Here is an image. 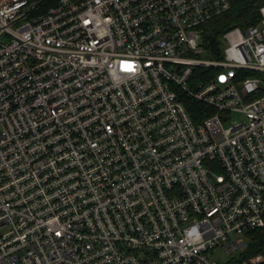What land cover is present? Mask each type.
<instances>
[{
	"label": "built area",
	"instance_id": "obj_1",
	"mask_svg": "<svg viewBox=\"0 0 264 264\" xmlns=\"http://www.w3.org/2000/svg\"><path fill=\"white\" fill-rule=\"evenodd\" d=\"M231 1L0 0V264H264L212 258L264 224V0L201 42Z\"/></svg>",
	"mask_w": 264,
	"mask_h": 264
},
{
	"label": "trees",
	"instance_id": "obj_2",
	"mask_svg": "<svg viewBox=\"0 0 264 264\" xmlns=\"http://www.w3.org/2000/svg\"><path fill=\"white\" fill-rule=\"evenodd\" d=\"M263 0H232L229 8L210 19L202 25L201 42L204 48L208 49L212 55L218 53L221 47L220 36L227 29L237 26L241 29L258 22L257 7ZM206 30L208 31L206 33ZM185 106L188 112L201 108L194 100L186 99ZM248 245L245 253L251 255L260 253L264 257V224L261 227L250 230L247 234Z\"/></svg>",
	"mask_w": 264,
	"mask_h": 264
},
{
	"label": "rangeland",
	"instance_id": "obj_3",
	"mask_svg": "<svg viewBox=\"0 0 264 264\" xmlns=\"http://www.w3.org/2000/svg\"><path fill=\"white\" fill-rule=\"evenodd\" d=\"M207 32L208 31L206 30V33ZM231 119L237 121V120H239V117H236L235 115H233ZM247 245H248V241H246V244H245V246L243 247V249L241 251H239L238 253L233 254V255H226L220 250H215V252L212 254V258L213 259H217L218 261H226V260H229L231 258L237 259L239 253H243L242 255H244V257H247V256H249V254L245 253ZM251 255H253V254H251Z\"/></svg>",
	"mask_w": 264,
	"mask_h": 264
}]
</instances>
